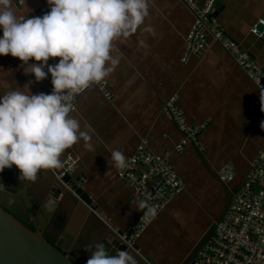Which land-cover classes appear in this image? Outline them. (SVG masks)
<instances>
[{
  "label": "crops",
  "instance_id": "0c3cea01",
  "mask_svg": "<svg viewBox=\"0 0 264 264\" xmlns=\"http://www.w3.org/2000/svg\"><path fill=\"white\" fill-rule=\"evenodd\" d=\"M24 3L17 0L18 9H23ZM26 6L27 16H41L49 10L47 0H26ZM215 14L227 35L264 69V31L254 32L264 18V0H218ZM194 23L195 15L182 0H150L145 24L152 31L146 32L142 26L132 36L114 42L120 63L105 78L113 101L96 87L78 96L77 111L72 115L83 130H92L89 143L93 150L81 140L67 149L61 160L63 163L72 154L78 159L74 177L82 176V187L93 204L121 230L137 225L143 211L131 207V201L140 197L118 178L121 169L108 166L111 149L122 151L127 162L146 137L153 152L171 153L177 173L185 180L206 176V183H214L213 174L220 177L224 170H232L234 179L229 184L234 194L243 187L264 150V129L260 127L264 121L260 97L264 93L230 54L210 40L201 56L183 62ZM58 60L50 59L49 64ZM26 84L32 93L52 88L50 74L35 82L34 76L25 74L18 58L0 56V91ZM174 95L179 97L189 124L206 126L200 136L205 150L200 152L189 144L183 154L175 153L184 136L165 116L167 101ZM59 212L62 219L52 223L53 233L64 224L77 236L88 214L85 204L72 196ZM210 216L211 209L200 200L180 197L158 216L138 246L158 264H173L180 260L183 248L191 250L200 242L211 226ZM92 242L88 234L81 237L78 246L82 253L90 254L85 245Z\"/></svg>",
  "mask_w": 264,
  "mask_h": 264
},
{
  "label": "clouds",
  "instance_id": "9594fccd",
  "mask_svg": "<svg viewBox=\"0 0 264 264\" xmlns=\"http://www.w3.org/2000/svg\"><path fill=\"white\" fill-rule=\"evenodd\" d=\"M47 4L43 15L27 16L26 0L23 9H18L17 0H0V56L18 58L35 82L50 74L53 86L50 93H32L27 84L0 91V173L15 165L21 182L36 180L41 170L60 167L62 154L81 140L93 150L92 130L81 128L68 101L114 71L120 63L114 54L116 40L132 36L142 26L152 31L145 24L150 0H47ZM33 60L38 63H29ZM260 99L264 111V95ZM260 127L264 129V121ZM107 163L123 169L126 156L111 149ZM4 188L0 178V191ZM43 206L50 213L56 211L51 198ZM131 207L146 210V216L156 214L140 198H134ZM85 251L90 252L85 264H137L129 250L116 249L112 255L102 240L85 245Z\"/></svg>",
  "mask_w": 264,
  "mask_h": 264
},
{
  "label": "built area",
  "instance_id": "2783aa9c",
  "mask_svg": "<svg viewBox=\"0 0 264 264\" xmlns=\"http://www.w3.org/2000/svg\"><path fill=\"white\" fill-rule=\"evenodd\" d=\"M184 1L197 15L196 24L187 41V58L205 50L212 37L237 59L246 70L248 78L264 93V74L261 69L247 54L242 53L238 45L224 35L217 21L209 19L213 0L204 6H201L198 0ZM200 31H203V36L199 38ZM254 32L258 33L257 30ZM241 59L245 65L241 63ZM93 85L101 89L106 87L103 80L89 87ZM88 88L82 89L68 101L72 106L71 114L77 111L76 96ZM178 101V96L174 95L169 98L165 107L166 116L177 123L184 136V140L175 148L176 152H183L184 147L189 144L197 145L201 151L205 150L199 140L200 133L206 126L189 124ZM171 157V153L155 154L145 137L142 138L133 157L126 162L127 166L122 169V173H119V178L125 179L137 196L156 209L154 216H146V210L143 211L138 224L129 235L128 243L131 246L142 238L153 221L185 191L186 184L177 173ZM77 167L78 159L72 154L58 168L56 173L58 180L73 174ZM220 178L223 181L233 179L232 170H224ZM127 236L126 234L125 238ZM193 264H264V152L259 153L246 183L235 194L226 216L217 226L214 237L199 253Z\"/></svg>",
  "mask_w": 264,
  "mask_h": 264
},
{
  "label": "water",
  "instance_id": "95a60500",
  "mask_svg": "<svg viewBox=\"0 0 264 264\" xmlns=\"http://www.w3.org/2000/svg\"><path fill=\"white\" fill-rule=\"evenodd\" d=\"M261 29L264 27L261 26ZM50 89L44 88V93H48ZM195 146L199 150L198 146ZM201 159L206 166V159L202 153ZM57 168L41 170L34 181L21 182L18 179L19 169L15 165L0 173V178L5 184V188L0 191V264H85L90 254L82 253L81 245L78 246L84 234L93 239L92 243L104 241L112 255H115L116 249H127L135 256L137 264H158L141 251L138 242L142 238L132 246L128 243L129 235L136 224L126 231L121 230L118 225L111 222L104 211L93 204L92 198L82 187V176L76 178L74 174H68L62 180H58L55 174L58 172ZM212 178L216 187L226 195L225 201L221 204V212L213 221L215 214H211V226L201 237L200 242L191 250L184 248L180 260L173 264L194 263L199 253L214 237L218 224L222 222L232 204L234 190L219 176L213 174ZM72 196L79 203H84L88 210V214L84 215L83 228L76 236L67 225L61 224L59 230L53 233L52 223L62 219L59 210L64 206L66 198L71 199ZM49 198L56 203L55 212L50 213L43 206L44 201ZM126 234L128 236L125 238Z\"/></svg>",
  "mask_w": 264,
  "mask_h": 264
},
{
  "label": "rangeland",
  "instance_id": "374dc122",
  "mask_svg": "<svg viewBox=\"0 0 264 264\" xmlns=\"http://www.w3.org/2000/svg\"><path fill=\"white\" fill-rule=\"evenodd\" d=\"M250 79V78H249ZM251 80V79H250ZM252 81V80H251ZM254 84L255 82L252 81ZM256 85V84H255ZM257 87V85H256ZM258 88V87H257ZM179 99V97H178ZM170 119V118H169ZM172 120V119H170ZM172 122L177 126L178 130L180 131L177 123L172 120ZM181 132V131H180ZM203 132V131H202ZM202 132L200 133V136L202 134ZM146 140L148 141V144H149V139L146 138ZM200 142V140H199ZM188 145H186L184 147V149L182 150L183 152L181 153H177L176 150L174 149L175 153L177 154H183L186 150ZM176 148V147H175ZM151 149V148H150ZM261 152H264V150H262ZM155 153V152H154ZM157 154V153H155ZM157 155H162V154H157ZM133 156H131L130 158H132ZM120 172L122 173V169L120 170ZM250 174V172H249ZM248 174V175H249ZM248 177V176H247ZM118 178H119V174H118ZM120 179V178H119ZM234 179V178H233ZM233 179L229 180V181H224L227 185L230 186L229 182L233 181ZM121 180V179H120ZM185 184H186V187H185V191L180 195L184 200H188V201H191V199L193 200H197V201H201L203 203V205H206L208 208L211 209V214H215V216L212 218V221L219 215V213L221 212V207H222V202L225 201V194L223 193L222 190L218 189L216 187V183L212 182V183H206L208 181L207 177L206 176H203V177H193L192 179H183ZM247 180V178H246ZM122 181L125 182V179ZM206 183V184H204ZM246 183V181H245ZM131 188L132 186L127 183ZM65 186V185H64ZM244 186V185H243ZM65 187H68V185H66ZM231 187V186H230ZM133 189V188H132ZM171 209V208H170ZM165 211V210H164ZM143 214V213H142ZM142 217V215L139 217V220L140 218ZM157 220V218L153 221L152 225L155 223V221ZM211 224V222H210ZM151 225V226H152ZM150 226V227H151ZM184 249V248H183Z\"/></svg>",
  "mask_w": 264,
  "mask_h": 264
},
{
  "label": "bare ground",
  "instance_id": "6f19581e",
  "mask_svg": "<svg viewBox=\"0 0 264 264\" xmlns=\"http://www.w3.org/2000/svg\"><path fill=\"white\" fill-rule=\"evenodd\" d=\"M184 3H185V5L191 10V12L195 15V23H194V26H195V24H196V21H197V15H196V13L189 7V5L184 1V0H182ZM199 1V3H200V5L201 6H204L205 5V3H207L208 1H210V0H198ZM217 1L218 0H213V5H212V8H211V11H210V13H209V19L211 20V21H217L218 22V24H219V27H220V29L222 30V32L224 33V35L227 37V38H229L231 41H233L236 45H238L239 47H240V50L242 51V53H245V54H247L248 55V57H249V59L252 61V62H254L260 69H261V71L263 72V74H264V69L263 68H261L252 58H251V56L247 53V52H245L244 50H243V48H242V46L238 43V42H236L235 40H233L230 36H228L227 35V33L225 32V30H224V28L222 27V25H221V23H220V21L218 20V18L216 17V3H217ZM264 18L261 20V22H260V24H259V26L257 27V28H255L254 30H257V32H261V30H263L264 31V29H261V26H263L264 27ZM194 26H193V28H194ZM193 28H192V30H193ZM261 29V30H260ZM192 30L190 31V33H189V35H188V37H187V40H186V53H185V56H184V58H183V62H188L192 57H194V56H201L202 55V53H204V51L206 50H203V51H201V52H198V53H196V54H192L191 56H189L188 58H187V51H188V43H187V41H188V38H189V36H190V34H191V32H192ZM203 36V31H200V36H199V38L200 37H202ZM198 38V39H199ZM211 39L210 40H212V41H214V42H217V43H219L229 54H230V56L233 58V60L236 62V64L240 67V68H242L245 72H246V70L237 62V59L220 43V42H218V41H216V40H214V38H212V37H210ZM229 48H231V46H229ZM186 59V60H185ZM241 61V63L243 64V65H245L244 64V60L243 59H241L240 60ZM246 74H247V72H246ZM104 82H105V84H106V87H105V89H101V88H99L98 86H96V85H93V86H91V87H96V88H98L99 90H101L103 93H105V95L107 96V98L108 99H110V100H112L113 101V96L108 92V82L104 79L103 80ZM101 86L103 87L104 85L103 84H101ZM53 87V86H52ZM91 87H89V88H91ZM88 88V89H89ZM87 89V90H88ZM51 90H52V88H51ZM51 90L49 91V92H51ZM86 91V90H85ZM48 92V93H49ZM80 94H78L77 96H76V102H77V105H78V96H79ZM74 113V112H73ZM72 113V114H73ZM165 116H166V114H165ZM167 117V116H166ZM185 119L187 120V118L185 117ZM188 122V121H187ZM61 167V166H60ZM60 167H58V168H60ZM57 168V169H58ZM56 174V173H55ZM57 176V175H56Z\"/></svg>",
  "mask_w": 264,
  "mask_h": 264
}]
</instances>
